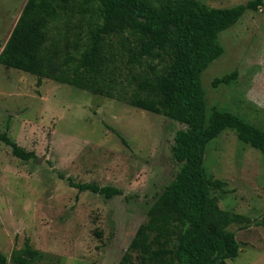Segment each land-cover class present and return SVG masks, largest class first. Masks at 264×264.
Segmentation results:
<instances>
[{"label": "rangeland", "instance_id": "obj_1", "mask_svg": "<svg viewBox=\"0 0 264 264\" xmlns=\"http://www.w3.org/2000/svg\"><path fill=\"white\" fill-rule=\"evenodd\" d=\"M25 1L0 0V51ZM200 1L231 7L248 0ZM65 22L51 29L61 48L88 26L82 19L80 27L76 17ZM219 42L223 54L201 74L208 112L217 106L264 129V14L247 10ZM234 70V81L213 86L216 77ZM181 128L186 126L122 100L46 77L38 84L37 75L0 64V132L36 154L21 160L0 141V252L10 262L27 239L51 257L32 264H118L180 166L172 145ZM203 165L223 182L222 191H211L221 209L252 221L264 218V152L224 129L206 146ZM60 174L122 193L105 198L78 191ZM229 229L239 252L227 264H264V227L232 223Z\"/></svg>", "mask_w": 264, "mask_h": 264}, {"label": "trees", "instance_id": "obj_2", "mask_svg": "<svg viewBox=\"0 0 264 264\" xmlns=\"http://www.w3.org/2000/svg\"><path fill=\"white\" fill-rule=\"evenodd\" d=\"M247 10L264 14V1L231 7H211L200 0L25 1L0 51L1 65L37 75L38 84L46 77L186 126L173 138L172 153L180 166L149 207L118 264H227L239 252L229 225L264 227V218L252 221L219 207L211 191H222L223 182L210 177L203 165L206 146L224 129L264 152V129L217 106L208 112L201 84L202 72L224 52L220 33ZM75 17L80 27L82 19L88 26L69 43L72 50L61 48L51 29ZM236 76L234 70L212 84H230ZM0 141L21 160L36 158L6 131L0 132ZM60 177L78 191L105 198L122 193L112 185ZM48 257L26 239L10 262L0 252V264H32Z\"/></svg>", "mask_w": 264, "mask_h": 264}]
</instances>
